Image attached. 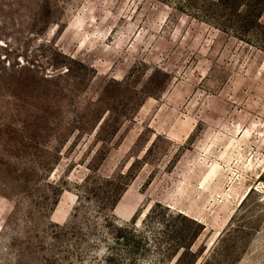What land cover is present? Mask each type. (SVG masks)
Returning a JSON list of instances; mask_svg holds the SVG:
<instances>
[{
    "label": "rangeland",
    "instance_id": "obj_1",
    "mask_svg": "<svg viewBox=\"0 0 264 264\" xmlns=\"http://www.w3.org/2000/svg\"><path fill=\"white\" fill-rule=\"evenodd\" d=\"M0 264H264V0H0Z\"/></svg>",
    "mask_w": 264,
    "mask_h": 264
}]
</instances>
